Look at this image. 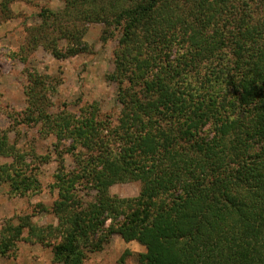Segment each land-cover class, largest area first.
<instances>
[{"label": "trees", "instance_id": "1", "mask_svg": "<svg viewBox=\"0 0 264 264\" xmlns=\"http://www.w3.org/2000/svg\"><path fill=\"white\" fill-rule=\"evenodd\" d=\"M38 17L21 60L38 46L57 60L84 52L81 22L119 30L110 78L121 116L111 130L92 114L50 113L48 77L28 76L19 122L70 144L58 152L56 224L4 219L0 256L26 242L51 247L55 264H84L117 235L144 247L138 264H264V0H64ZM51 32L59 37L48 41ZM0 157L11 160L0 184L20 197L40 191L9 131L0 132ZM126 182L139 183L136 197L109 193Z\"/></svg>", "mask_w": 264, "mask_h": 264}, {"label": "rangeland", "instance_id": "2", "mask_svg": "<svg viewBox=\"0 0 264 264\" xmlns=\"http://www.w3.org/2000/svg\"><path fill=\"white\" fill-rule=\"evenodd\" d=\"M63 8L64 0H0V132L9 131L10 141L15 142L17 149L24 154L28 165L25 169H33L32 174L40 184L39 192L22 197L12 194L8 185L0 184V224L4 219L22 215H31V220L38 226L56 224L50 211L57 198V191L53 188L54 175L60 159L58 152L62 153L70 141L58 143L53 136L40 134L39 126L19 122L26 107L24 91L30 74L48 77L42 91L48 98L50 113L65 111L77 118H88L92 114L96 121H107L111 130L121 116L122 107L117 100L119 85L110 78L115 69V53L121 34L112 26L78 23L82 41L86 44L84 52L78 55L57 60L38 46L24 54L25 60L19 59L21 48L27 47L28 37L34 34L31 29L40 24L38 13L43 10L59 12ZM163 11L164 8L159 14ZM156 16L149 20L155 21ZM142 34L143 31H139L136 39ZM56 37L59 33L51 32L47 40L53 41ZM57 43L58 48L64 50L65 41L58 40ZM121 86L127 87L128 83L123 82ZM135 89L139 95V88ZM118 145L119 142L113 143V148L116 150ZM61 158L65 169L72 171L76 166L73 157L62 154ZM10 162V159L0 157V165ZM138 192V182L115 184L109 188V193L119 198H133ZM77 194L84 201L91 200L94 195L93 191L81 186ZM125 251L129 252L125 264H138L135 254L145 249L135 241L126 243L119 236L112 235L100 251L87 254L84 264H118ZM0 264L55 263L51 247L19 242L15 253L0 256Z\"/></svg>", "mask_w": 264, "mask_h": 264}]
</instances>
